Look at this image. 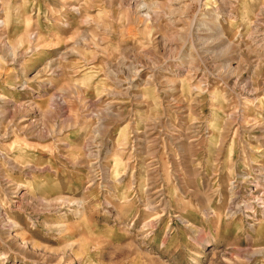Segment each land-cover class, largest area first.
Wrapping results in <instances>:
<instances>
[{
  "label": "rangeland",
  "instance_id": "1",
  "mask_svg": "<svg viewBox=\"0 0 264 264\" xmlns=\"http://www.w3.org/2000/svg\"><path fill=\"white\" fill-rule=\"evenodd\" d=\"M259 168L264 0H0V264H264Z\"/></svg>",
  "mask_w": 264,
  "mask_h": 264
},
{
  "label": "bare ground",
  "instance_id": "2",
  "mask_svg": "<svg viewBox=\"0 0 264 264\" xmlns=\"http://www.w3.org/2000/svg\"><path fill=\"white\" fill-rule=\"evenodd\" d=\"M141 9V8H140ZM215 33H214V35H211V39L213 38V39H215V38H218V37H216V36H219L220 35V29H219V27L218 26H216L215 27ZM207 44V43H206ZM220 44V43H219ZM218 44V45H219ZM216 45V44H215ZM221 46H220V54L222 53H224V52H226V50H227V44H224V43H221L220 44ZM213 47V49L210 47V46H208V49H210V50H214L215 49V46H212ZM217 47V46H216ZM224 67V66H223ZM227 71H229V66L228 65H226V67H224ZM224 69V70H225ZM239 176L241 177V179H243L244 181H248L249 180V177L247 176V175H245L243 172L242 173H239ZM90 179H92V178H90ZM253 182H254V186L256 187H254V188H252L251 190H249L250 191V193H252L251 195H252V198L254 199V201L253 202H255V200L257 201L258 199H260L261 201V203H264V197H262V196H264V190L262 191V193H261V196H259V197H257L256 195H253V192H255L256 190H257V187H259L262 183H264V170L262 169V168H259V172H258V177L256 178V179H254V180H252ZM233 183V181H230V187H229V189H231V190H233L234 189V184H232ZM237 184V183H236ZM235 199H236V192L235 191H233V193H232V195H231V199H230V206L228 207V213L230 214V215H232V214H234V213H236V212H238V211H244V212H247L248 214H249V212H251L252 210V204H250L251 203V201H249L250 203L249 204H246L245 206L243 205V206H241V203H238V202H236L235 201ZM204 201V211H207L208 210V208L209 207H207L208 206V202H209V197H207V196H205V200H203ZM206 206V207H205ZM263 206H264V204H263ZM241 207H243V209L241 208ZM245 208V209H244ZM210 210V209H209ZM228 214V215H229ZM203 238V237H202ZM203 241H204V239H203Z\"/></svg>",
  "mask_w": 264,
  "mask_h": 264
},
{
  "label": "crops",
  "instance_id": "3",
  "mask_svg": "<svg viewBox=\"0 0 264 264\" xmlns=\"http://www.w3.org/2000/svg\"><path fill=\"white\" fill-rule=\"evenodd\" d=\"M205 180H206V179H205ZM196 199H197V202L200 204V202H199V200H198L199 198H198V197H196ZM200 205H201V204H200Z\"/></svg>",
  "mask_w": 264,
  "mask_h": 264
}]
</instances>
